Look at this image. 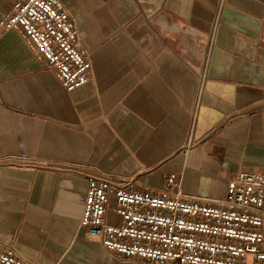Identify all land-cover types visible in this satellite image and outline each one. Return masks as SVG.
<instances>
[{"label":"crops","instance_id":"obj_1","mask_svg":"<svg viewBox=\"0 0 264 264\" xmlns=\"http://www.w3.org/2000/svg\"><path fill=\"white\" fill-rule=\"evenodd\" d=\"M21 0H0V20ZM92 68L68 90L0 33V245L35 264H141L80 225L88 176L220 200L264 171V0H60ZM107 218L119 217L111 210Z\"/></svg>","mask_w":264,"mask_h":264},{"label":"built area","instance_id":"obj_2","mask_svg":"<svg viewBox=\"0 0 264 264\" xmlns=\"http://www.w3.org/2000/svg\"><path fill=\"white\" fill-rule=\"evenodd\" d=\"M16 29L62 86L89 81L92 64L78 46V30L60 0H21L0 20ZM264 42V23L261 31ZM136 179L88 176L80 225L89 237L141 264H264V171H240L220 200L185 195L175 175L158 193L134 188ZM119 217L107 218L108 211ZM0 264H35L0 245Z\"/></svg>","mask_w":264,"mask_h":264}]
</instances>
